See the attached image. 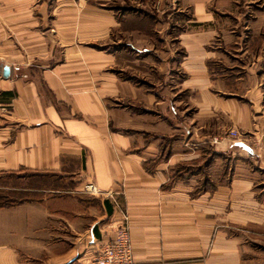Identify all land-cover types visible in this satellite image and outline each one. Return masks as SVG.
I'll use <instances>...</instances> for the list:
<instances>
[{
  "label": "crops",
  "instance_id": "0c3cea01",
  "mask_svg": "<svg viewBox=\"0 0 264 264\" xmlns=\"http://www.w3.org/2000/svg\"><path fill=\"white\" fill-rule=\"evenodd\" d=\"M25 174L64 183L0 208V264H87L121 218L85 183L132 264H264V0H0V177Z\"/></svg>",
  "mask_w": 264,
  "mask_h": 264
},
{
  "label": "built area",
  "instance_id": "2783aa9c",
  "mask_svg": "<svg viewBox=\"0 0 264 264\" xmlns=\"http://www.w3.org/2000/svg\"><path fill=\"white\" fill-rule=\"evenodd\" d=\"M238 136L236 131H228L227 137L235 139ZM218 140L213 139L212 143H217ZM82 194L88 196H98L104 200L110 201L113 210L120 215V220L113 230L111 240L103 243L96 254L91 257L87 264H132V248L129 238V230L127 217L118 203L116 197L108 192H102L92 183H85L81 187Z\"/></svg>",
  "mask_w": 264,
  "mask_h": 264
},
{
  "label": "rangeland",
  "instance_id": "374dc122",
  "mask_svg": "<svg viewBox=\"0 0 264 264\" xmlns=\"http://www.w3.org/2000/svg\"><path fill=\"white\" fill-rule=\"evenodd\" d=\"M63 181L56 177H39L35 175H23L22 181L11 182L6 177H0V203L13 202L19 199H36L39 197V190L43 188H57L63 186ZM27 188L24 191L22 189ZM11 189L15 190L12 191ZM28 191V192H27Z\"/></svg>",
  "mask_w": 264,
  "mask_h": 264
},
{
  "label": "trees",
  "instance_id": "16d2710c",
  "mask_svg": "<svg viewBox=\"0 0 264 264\" xmlns=\"http://www.w3.org/2000/svg\"><path fill=\"white\" fill-rule=\"evenodd\" d=\"M6 177V180H10L11 182H19V181H22V178L23 177H17L15 175H9V176H5ZM12 191H15L13 189H11ZM24 191L28 190L27 188H24L22 189ZM28 192V191H27ZM4 199H2V196H0V201H2ZM26 201V199H19V200H16V201H13V202H7V201H4L5 203H0V208H7V207H11L13 205H16V204H19V203H22Z\"/></svg>",
  "mask_w": 264,
  "mask_h": 264
},
{
  "label": "water",
  "instance_id": "95a60500",
  "mask_svg": "<svg viewBox=\"0 0 264 264\" xmlns=\"http://www.w3.org/2000/svg\"><path fill=\"white\" fill-rule=\"evenodd\" d=\"M6 73H7V72H6V68H3V69H2V72H1V76H2V77H6Z\"/></svg>",
  "mask_w": 264,
  "mask_h": 264
}]
</instances>
